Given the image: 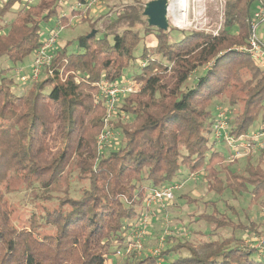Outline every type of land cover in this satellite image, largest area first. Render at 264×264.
<instances>
[{
  "label": "trees",
  "instance_id": "trees-1",
  "mask_svg": "<svg viewBox=\"0 0 264 264\" xmlns=\"http://www.w3.org/2000/svg\"><path fill=\"white\" fill-rule=\"evenodd\" d=\"M111 1L101 0L106 11L95 8L96 15L70 9L63 17L58 0L0 5V62L9 64L0 66V264H106L111 255L118 257L113 264H264V256L243 243L244 236L261 231L245 212V222L227 215L228 209L237 212L223 198V193L247 194L254 203L264 195V151L255 161L247 156L242 167L231 168L223 162L224 151L214 148V140L209 143L215 97L226 94L230 106L241 105L227 117L235 136L264 120V69L232 49L245 43L251 0H227L215 35L160 30L147 24L139 0L118 9ZM15 5V16L6 21ZM72 16L88 23L89 30L54 48L38 78L16 91L6 72L14 66L24 71L16 64L42 44L41 24L55 17L65 29ZM73 43L76 50L69 51ZM122 75L140 83V89L116 109L118 143L100 150L97 135L106 108L101 99L94 101L95 83ZM182 169H200L207 190L219 195L189 214L193 223L206 225V238L192 239L189 228L186 236L164 234L155 254L116 255L128 242L146 195L181 182ZM74 179L84 182L76 197L67 187ZM18 182L39 183L45 201H40L42 213L33 212L23 228L12 223L3 200V190ZM179 198L187 204L196 200L186 193ZM227 227L241 236L219 235L218 229Z\"/></svg>",
  "mask_w": 264,
  "mask_h": 264
},
{
  "label": "rangeland",
  "instance_id": "rangeland-1",
  "mask_svg": "<svg viewBox=\"0 0 264 264\" xmlns=\"http://www.w3.org/2000/svg\"><path fill=\"white\" fill-rule=\"evenodd\" d=\"M134 0H112L111 3H116L118 6L115 5V8H121L123 5H126L128 3H133ZM150 0H139L141 3L142 7H144V4ZM170 1V0H169ZM227 0H187V9H186V19H187V24L184 26H176L172 19L174 20L175 15L172 13H168V20H169V29L173 28L176 31V34L179 31H198V32H203V33H209L212 35L217 34L220 29L223 26V21L225 17V4ZM1 0H0V5H1ZM66 8L68 9L69 7L67 4H65ZM253 6V5H252ZM100 7V8H99ZM96 11L98 9H103L102 11H106L104 7L96 4L95 5ZM94 8V9H95ZM114 8V9H115ZM18 9V5H15L6 15V21L11 20ZM252 10V7H249L250 11ZM94 15V11H92ZM247 18V17H246ZM145 19V17H144ZM56 18L52 17L48 21L43 22L41 24V39H44L46 37V34L48 33L49 29L52 28ZM102 22L99 21L97 26H99ZM137 28L139 27L140 30H142L141 26H136ZM89 30L88 23H82L79 20V17H73L71 18L69 26H67L65 29H63L59 37L54 45V48H58L61 45H63L67 40L75 37L78 34L85 33ZM256 33L260 38H264V21L259 23L256 29ZM148 45L151 44L150 40H147ZM143 45V41L140 42L138 47L136 48L135 53L137 54L140 50V48ZM242 45V44H241ZM237 45L234 46L232 49L236 50L237 47L241 46ZM76 50V44L73 43L69 47V51H75ZM32 60V54L27 56L22 63L16 64V67H23L24 71L22 72L23 75H26V80L25 83L22 85L20 84V80L18 78V75L14 73L15 70L11 68V70L7 71V75H11L14 78V85L13 88L17 91L20 89L26 90L29 87V84L32 82L29 76V67L30 63ZM141 62V61H139ZM0 66H9L8 63H6L4 60L0 62ZM28 71V73H27ZM128 72V71H126ZM18 73V72H16ZM27 73V74H26ZM19 74V73H18ZM38 78V77H37ZM36 78V79H37ZM35 80V79H34ZM140 85V83H139ZM134 93V92H133ZM132 94V93H129ZM127 94V95H129ZM127 95H122L119 96L118 101L116 103V107L120 105L121 99L126 97ZM229 100L227 98V95L224 94L223 96L220 97H215L212 105L210 107L212 113L215 115L218 109H221L225 111L226 116L230 117L236 113H238L241 109V105L235 104L233 106H230ZM111 123L109 126H106L102 124V127L99 131V133L104 129V128H110L112 127L115 133V136L113 137L114 139L108 143L107 146L112 145L114 142L118 143L120 134L116 132L115 123L117 122V119L115 116L112 118H109ZM120 119H123L120 117ZM258 123H255L252 125V128H257ZM98 133V135H99ZM97 135V136H98ZM213 141L212 134L210 133L209 135V143ZM113 142V143H112ZM112 143V144H111ZM107 144V142H106ZM105 144V145H106ZM214 148H217L219 150L224 151V155L226 156L224 159V163H230L231 168H239L242 167L244 164V159L246 156L238 157L239 160L238 162H234L235 159L229 160L227 158L228 155V149L222 142L215 141L214 142ZM107 149V148H106ZM259 154L257 152L252 156V160H256V156ZM236 158V159H238ZM234 162V163H233ZM182 175L180 178V181H184L185 177L189 173H196V177L194 180H187L179 189L174 191V198L172 201L167 203L166 207L171 208H166V207H155L152 210L149 211L147 220H148V227H147V233L143 239H145L144 242V247L142 249L143 252H149V253H154V250L160 249L163 245V242H159V239H156V236L161 233V237L164 234H172V233H178L181 235H185L188 232V229L190 228L192 231L190 233V236L194 240H198V238H206L205 232H208V229H206V225L203 222L199 223H193L191 220V216H189L190 213L194 211H199L197 208H203V202L202 201H207L209 199H215L218 198L219 195L213 194L207 190L206 184L201 180V171L200 169L197 171H191L188 172L185 169L181 170ZM72 173V172H71ZM77 172H73L72 174H76ZM71 174V175H72ZM183 176V177H182ZM69 186V194L73 197H76L79 195L80 190L84 186V182L77 179V180H68ZM63 187V185H61ZM3 189V188H2ZM42 188L39 186V183H36L33 186L27 187L24 185L22 182H18L13 186V189L11 191L8 190H3L4 196L3 200H5L6 204L8 205V208L10 209L11 212V221L14 225H16L19 228L23 227H28L29 223V218L30 215L35 212L37 215H40L42 213V209L40 207V201L45 202L42 196ZM188 194L192 199H196L195 202L191 203H186L184 202L183 199L179 198L180 194ZM224 199L227 204L232 205L234 207V210L237 212L236 216L231 212V209L226 210L227 215L232 217L234 221H240V222H245V218L243 216L244 212L247 213L249 219L254 223V227L257 228L258 231H261L260 233H253V235L250 236H244L245 240H251L250 244L253 245L254 240L253 238L256 235H264V195L260 196L254 203H251L252 201L249 200V196L247 194L245 195H235L234 198L233 195H227L223 193ZM197 204V205H196ZM217 206L220 211H223L222 205H220L219 202H217ZM143 213V210H141V214ZM235 216V217H234ZM188 227V228H187ZM206 229V230H205ZM40 230V229H39ZM219 235L223 237H229L231 235H234L236 237L241 236V231L236 229L234 232L231 230L230 227L227 228H219ZM186 232V233H185ZM185 233V234H184ZM189 233V232H188ZM189 235V234H188ZM220 238H218L219 240ZM163 241V240H162ZM249 242V241H248ZM252 257L256 258L255 252L251 255ZM117 256L111 255L109 257V260H106V264H113V262L116 260ZM175 256L172 255L171 257L168 258L169 260H172ZM118 258V257H117Z\"/></svg>",
  "mask_w": 264,
  "mask_h": 264
},
{
  "label": "built area",
  "instance_id": "built-area-1",
  "mask_svg": "<svg viewBox=\"0 0 264 264\" xmlns=\"http://www.w3.org/2000/svg\"><path fill=\"white\" fill-rule=\"evenodd\" d=\"M5 1L6 0H1V3ZM28 1L33 2L35 0ZM100 1L101 0H58L59 4L64 7L60 16H65L70 9L92 12L95 10V5L100 3ZM250 3L252 10L248 11L246 18L248 35L245 43L237 47L236 50L250 55L253 61L264 69V38H260L256 33L257 26L264 21V0H251ZM65 4L69 7L68 9L65 7ZM73 17L76 16H72V18ZM62 29L63 25L61 22L55 20L52 28L49 29L46 37L42 40L40 47L32 53V60L29 67V76L31 80L36 79L42 68L50 62L52 58L51 51L54 49V45ZM140 65L143 66V62H140ZM16 71L21 72V68H17ZM95 85L98 89V93L95 95L94 101L98 103L101 99L105 105L106 110L103 124L106 126H109L111 123L109 118H112L116 113L118 107H116V103L119 96L137 92L140 89L139 83L129 75H122L116 80L101 78ZM211 134L214 141L222 142L226 146L228 149L227 158H229V160L242 156H251L257 152L264 151V120L258 122L257 128H252L245 133L235 136L230 133L226 113L221 108L218 109L214 116ZM114 136L115 133L112 127L104 128L97 136L98 149H105L108 143L114 139ZM196 175V173H189L185 181L175 182L174 184L151 190L143 201V213L140 214L138 219L134 222L132 229L129 231L128 242L125 243L123 249L117 251L116 255H120L122 252L126 254L133 253L135 256L140 255L144 247L143 238L147 233V216L149 211L158 206L166 207V204L173 200L174 191L179 189L187 180H194ZM162 240L163 235L159 238V242H162ZM253 240L254 243L252 247L256 249L260 257H263L264 235H256ZM250 242L251 240L249 239H243V243ZM157 251L158 249L154 250L153 254Z\"/></svg>",
  "mask_w": 264,
  "mask_h": 264
},
{
  "label": "water",
  "instance_id": "water-1",
  "mask_svg": "<svg viewBox=\"0 0 264 264\" xmlns=\"http://www.w3.org/2000/svg\"><path fill=\"white\" fill-rule=\"evenodd\" d=\"M169 0H150L144 4L142 15L145 17L149 26L167 30L169 27L168 10L167 6ZM95 30H92L87 37L94 34Z\"/></svg>",
  "mask_w": 264,
  "mask_h": 264
},
{
  "label": "bare ground",
  "instance_id": "bare-ground-1",
  "mask_svg": "<svg viewBox=\"0 0 264 264\" xmlns=\"http://www.w3.org/2000/svg\"><path fill=\"white\" fill-rule=\"evenodd\" d=\"M186 9L187 0H170L167 10L170 15L174 13L175 18L172 21L176 26H184L187 24Z\"/></svg>",
  "mask_w": 264,
  "mask_h": 264
},
{
  "label": "crops",
  "instance_id": "crops-1",
  "mask_svg": "<svg viewBox=\"0 0 264 264\" xmlns=\"http://www.w3.org/2000/svg\"><path fill=\"white\" fill-rule=\"evenodd\" d=\"M27 73H28V71H27ZM26 73V74H27ZM26 75H23L22 73L20 74H18V78H19V80H20V82H22V83H24L25 82V80H26Z\"/></svg>",
  "mask_w": 264,
  "mask_h": 264
}]
</instances>
